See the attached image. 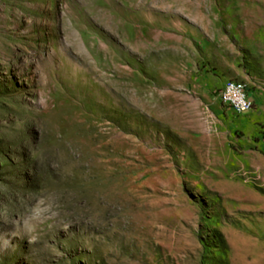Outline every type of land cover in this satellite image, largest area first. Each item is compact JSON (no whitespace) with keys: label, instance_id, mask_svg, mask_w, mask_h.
I'll return each mask as SVG.
<instances>
[{"label":"rangeland","instance_id":"374dc122","mask_svg":"<svg viewBox=\"0 0 264 264\" xmlns=\"http://www.w3.org/2000/svg\"><path fill=\"white\" fill-rule=\"evenodd\" d=\"M0 264H264V0H0Z\"/></svg>","mask_w":264,"mask_h":264},{"label":"built area","instance_id":"2783aa9c","mask_svg":"<svg viewBox=\"0 0 264 264\" xmlns=\"http://www.w3.org/2000/svg\"><path fill=\"white\" fill-rule=\"evenodd\" d=\"M219 100L223 106L227 107L234 115H247L252 111V103L245 92L243 84L228 81L224 84L219 94Z\"/></svg>","mask_w":264,"mask_h":264},{"label":"clouds","instance_id":"9594fccd","mask_svg":"<svg viewBox=\"0 0 264 264\" xmlns=\"http://www.w3.org/2000/svg\"><path fill=\"white\" fill-rule=\"evenodd\" d=\"M53 212H58V208L54 203H45L43 199H39L33 205L25 209L24 220L26 223L23 225L26 234H29V243H32L31 233L35 230L36 226L43 222L46 218H51Z\"/></svg>","mask_w":264,"mask_h":264}]
</instances>
